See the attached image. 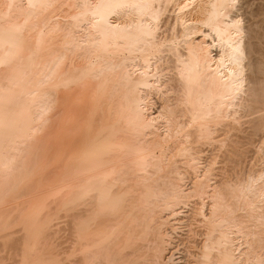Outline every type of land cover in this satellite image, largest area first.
<instances>
[{"label": "bare ground", "instance_id": "obj_1", "mask_svg": "<svg viewBox=\"0 0 264 264\" xmlns=\"http://www.w3.org/2000/svg\"><path fill=\"white\" fill-rule=\"evenodd\" d=\"M182 224L264 264V0H0V252L175 264Z\"/></svg>", "mask_w": 264, "mask_h": 264}, {"label": "rangeland", "instance_id": "obj_2", "mask_svg": "<svg viewBox=\"0 0 264 264\" xmlns=\"http://www.w3.org/2000/svg\"><path fill=\"white\" fill-rule=\"evenodd\" d=\"M166 16H169V17H172L171 14L167 13ZM165 16V18H166ZM184 212H186V210H183ZM63 220H60L59 222L62 223ZM184 222V221H183ZM185 223V222H184ZM187 225V223H185ZM61 225V224H60ZM65 223L63 221L61 227H64ZM185 225L182 224V228L181 230H178V234L176 235V238H175V241H174V245L173 247L171 248V250L175 253V260H176V263L175 264H184L185 263V260H184V250H185V247L187 246V240L189 241V237H187L186 235L189 236V228H184ZM188 232H187V231ZM64 232V233H63ZM67 232V233H66ZM61 234V235H60ZM59 234V237L57 238L56 242L59 244H61V242H64L62 243V245L59 247L60 249L61 248H64V249H61V250H66L69 245H70V233L69 231H62L61 233ZM68 236V237H67ZM185 238L187 240H185ZM66 239V240H65ZM59 240V241H58ZM62 240V241H61ZM67 241V242H66ZM60 242V243H59ZM177 246V247H176ZM185 246V247H184ZM176 248V249H175ZM176 250V251H175ZM6 254L5 251H2L0 252V264H11L12 263V260H10V257H7V255H4ZM5 256V257H3ZM3 257V258H2ZM5 258V259H4ZM9 259V261H7ZM11 262V263H10ZM66 263V262H65ZM67 264H71V262H68Z\"/></svg>", "mask_w": 264, "mask_h": 264}]
</instances>
